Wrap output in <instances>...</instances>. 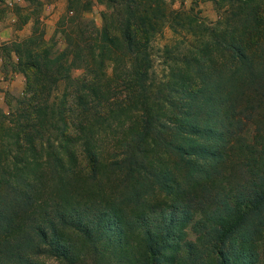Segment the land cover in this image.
<instances>
[{
    "label": "trees",
    "instance_id": "trees-1",
    "mask_svg": "<svg viewBox=\"0 0 264 264\" xmlns=\"http://www.w3.org/2000/svg\"><path fill=\"white\" fill-rule=\"evenodd\" d=\"M212 1L224 10L207 24L164 0H105L114 17L103 16L102 39L129 59L103 85L118 110L100 111L104 45L71 100L37 106L12 142L0 139V264H264V0ZM161 24L187 30L186 46H165L174 60L156 76ZM44 54L25 61L42 76ZM107 171L134 181L121 200L101 190Z\"/></svg>",
    "mask_w": 264,
    "mask_h": 264
},
{
    "label": "rangeland",
    "instance_id": "rangeland-1",
    "mask_svg": "<svg viewBox=\"0 0 264 264\" xmlns=\"http://www.w3.org/2000/svg\"><path fill=\"white\" fill-rule=\"evenodd\" d=\"M164 1L167 9L188 10L190 14L196 15L198 20L207 24L218 19L224 10L212 0ZM118 6L119 4H116L117 9L120 8ZM108 14L114 17L112 8L105 0H0V139L7 143L12 142L16 137V129L24 121L27 112L38 115L37 106L41 105L40 107L50 112L49 105L52 101L57 103L58 100H71L72 79H80L89 73L90 67H94V59H100V51L104 45L106 60L96 73L102 78L100 86L108 93L109 100L103 103L104 106H100V111L103 116L107 114L109 117L111 110H118V104L114 103V89L110 87L107 91V87L103 85L111 84L112 82L107 80H112L115 74L126 73L127 69L123 66L129 64V59L116 45H108L102 39L103 16ZM112 18V22L108 23L113 24L112 31L117 33ZM158 27L159 30L151 38V50L154 75L161 76L174 60V56L165 53L164 47L170 45L177 55L182 53L181 47L186 44L181 43V35L187 30L178 26L170 27V24H161ZM187 36L192 39L189 34ZM175 43L179 44L180 48L173 46ZM20 45L22 47H19L21 51L18 54L15 49ZM32 50H45L48 66V69L43 68L45 76L34 73L25 63L28 60L27 53ZM116 65L120 67L114 70ZM28 76L34 77L35 84H32V88L27 84ZM48 78H55L57 81L50 83ZM40 88L41 96L38 99L32 98V92H37ZM41 99H46L44 105ZM116 116L122 117L118 114ZM77 118H80L79 113ZM48 122L52 124L53 121ZM18 130H21V127ZM119 134L118 128L102 132L100 141L105 143L104 149H110ZM106 153L104 157L110 159V152ZM131 184H134V181L129 180L126 175H112L108 171L100 179L101 190L106 198L112 200L118 197L121 200L126 191L124 187ZM120 186L123 187L119 191ZM126 188L129 190V187ZM66 231L70 240L79 247L83 237L69 229ZM191 237L192 235H188V238ZM43 260L48 264H66L64 260L55 257H45Z\"/></svg>",
    "mask_w": 264,
    "mask_h": 264
}]
</instances>
